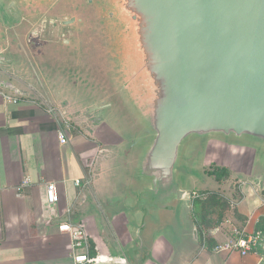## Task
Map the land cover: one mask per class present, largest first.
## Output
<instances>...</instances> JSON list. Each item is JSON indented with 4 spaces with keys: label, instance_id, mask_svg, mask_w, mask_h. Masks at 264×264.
Wrapping results in <instances>:
<instances>
[{
    "label": "crops",
    "instance_id": "1",
    "mask_svg": "<svg viewBox=\"0 0 264 264\" xmlns=\"http://www.w3.org/2000/svg\"><path fill=\"white\" fill-rule=\"evenodd\" d=\"M54 17L44 16L45 22ZM83 34L67 35L59 26L2 34L0 264H77L75 256L84 252L97 258L94 264H264V145L217 143L231 159L247 155L249 173L223 163L228 179L207 175L202 182L223 192L239 178L243 198L236 207L208 211L192 196L169 209L138 208L131 125L127 115L121 121L116 114L126 101L107 65L102 69L104 50L90 52ZM99 102L106 103L100 121L86 112ZM67 124L62 143L59 132ZM140 182L139 189L147 187ZM49 183L59 196L54 204L47 201ZM229 189L223 194L234 199ZM63 222L85 226L86 251L74 249L71 235L59 228ZM235 230L260 232L258 249L216 252Z\"/></svg>",
    "mask_w": 264,
    "mask_h": 264
},
{
    "label": "water",
    "instance_id": "2",
    "mask_svg": "<svg viewBox=\"0 0 264 264\" xmlns=\"http://www.w3.org/2000/svg\"><path fill=\"white\" fill-rule=\"evenodd\" d=\"M11 1L17 8L55 0ZM108 1L96 35L113 62L108 78L152 135L136 167L147 184L133 192L136 206L169 209L192 197L177 181L190 137L248 136L264 145V0ZM105 106L90 104L87 115L100 121Z\"/></svg>",
    "mask_w": 264,
    "mask_h": 264
},
{
    "label": "rangeland",
    "instance_id": "3",
    "mask_svg": "<svg viewBox=\"0 0 264 264\" xmlns=\"http://www.w3.org/2000/svg\"><path fill=\"white\" fill-rule=\"evenodd\" d=\"M10 1L11 0H1L0 2L1 34L6 33L8 35H14L16 30L22 32L27 29L32 31L38 28L45 29L47 27L58 30V25L60 26L63 20L74 17L76 21L78 20L77 23H79V20L82 22L76 26L71 25L67 27L65 33L71 35L72 32L74 33L82 29L84 31L85 46H87L90 52L96 53L103 49L96 35L100 34V31L101 33L103 32V24L101 25L98 19L100 18V12L103 7L108 5V0H55L49 6H40L37 3H31L29 5L19 4L17 8H14V5ZM49 15H55L53 18L54 23L52 24L50 22L48 24L45 22L44 16L46 19H49ZM27 34L23 33V35ZM14 44L16 45L15 41ZM17 44L19 45V43ZM31 46L37 47L36 44ZM102 60L104 64L102 69L106 68V63H108L110 67L113 66V62L106 61H109L108 54L107 59L104 55ZM92 75L95 76L94 73ZM122 107L120 108L122 113L116 112V114L121 121H123V113L127 115L128 118L124 117V120L129 121L131 125L129 149H131V157L133 160L136 159V163L134 162L135 165L132 170V176L136 179V167L138 165L139 154L144 149L148 148L152 140V135L146 127H143L139 123L130 107L125 102L124 104L122 103ZM189 139L185 141V145L183 144L184 147L182 146L180 169L179 173H177V181L180 186L183 188L185 186L190 187L191 189L188 192L192 193V196H197L195 200L200 199L202 201L200 206L208 211L220 208L222 212H226V210H228L227 208H231V206L236 207L237 201L239 202L243 198L239 178H232L231 181L227 182V187L222 190L223 192L230 191L229 188L231 184V193L235 200L231 199L232 197H229V194L218 192L210 185L203 183L202 179L208 175L209 171H212L215 167L222 166L223 163H231L234 168H238L239 170L244 169L243 172L246 174L249 173L247 155L240 154V156H235V160L231 159L227 150H224L223 147L217 145V143H235L238 146L251 147L258 142L248 136L241 138L236 136L225 137L222 135H212L207 138L192 136ZM211 143H215L217 146H210ZM136 181L135 187L137 188L136 190H139L141 182L138 179H136ZM192 204L191 202L190 205Z\"/></svg>",
    "mask_w": 264,
    "mask_h": 264
},
{
    "label": "built area",
    "instance_id": "4",
    "mask_svg": "<svg viewBox=\"0 0 264 264\" xmlns=\"http://www.w3.org/2000/svg\"><path fill=\"white\" fill-rule=\"evenodd\" d=\"M14 102H17L15 99ZM67 123V121H66ZM67 124L65 129H61L59 132L60 141L62 143L68 142ZM81 180H76L77 185L81 184ZM29 180L26 179L25 184H28ZM47 201L50 204L57 203L59 201V196L56 190L55 183H49L46 190ZM61 231L68 232L71 235L74 249H88L89 245V235L84 225L82 224H73L71 222H63L59 226ZM261 233L260 232H249L245 233L241 230L234 231V237L224 243H220L215 246L216 252L230 251V250H239L243 255L251 251H256L260 246ZM77 264H94L97 262L96 257H91L87 252L80 253L75 256Z\"/></svg>",
    "mask_w": 264,
    "mask_h": 264
},
{
    "label": "trees",
    "instance_id": "5",
    "mask_svg": "<svg viewBox=\"0 0 264 264\" xmlns=\"http://www.w3.org/2000/svg\"><path fill=\"white\" fill-rule=\"evenodd\" d=\"M209 176H213L217 181L222 182L223 180H226L230 176V170L225 166H218L215 167L212 171L208 172ZM202 201L200 199H197L194 201L196 203L195 205H199ZM94 254V251H93Z\"/></svg>",
    "mask_w": 264,
    "mask_h": 264
},
{
    "label": "flooded vegetation",
    "instance_id": "6",
    "mask_svg": "<svg viewBox=\"0 0 264 264\" xmlns=\"http://www.w3.org/2000/svg\"><path fill=\"white\" fill-rule=\"evenodd\" d=\"M10 2H12V1H10ZM10 4V3H9ZM15 7V6H14ZM24 18V17H23ZM81 21V20H80Z\"/></svg>",
    "mask_w": 264,
    "mask_h": 264
}]
</instances>
